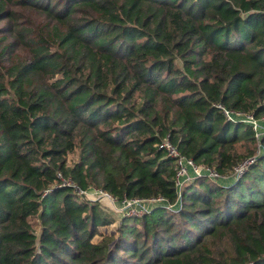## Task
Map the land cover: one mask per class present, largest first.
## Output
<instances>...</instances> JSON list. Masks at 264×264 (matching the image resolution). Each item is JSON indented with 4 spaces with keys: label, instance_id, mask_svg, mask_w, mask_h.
Returning a JSON list of instances; mask_svg holds the SVG:
<instances>
[{
    "label": "trees",
    "instance_id": "trees-1",
    "mask_svg": "<svg viewBox=\"0 0 264 264\" xmlns=\"http://www.w3.org/2000/svg\"><path fill=\"white\" fill-rule=\"evenodd\" d=\"M218 105L264 122V0H0V264H264V133ZM166 136L254 162L178 195ZM61 178L169 207L103 234Z\"/></svg>",
    "mask_w": 264,
    "mask_h": 264
},
{
    "label": "built area",
    "instance_id": "built-area-1",
    "mask_svg": "<svg viewBox=\"0 0 264 264\" xmlns=\"http://www.w3.org/2000/svg\"><path fill=\"white\" fill-rule=\"evenodd\" d=\"M218 107L223 111L225 117L228 120L241 121L250 124L255 131V136L257 138L260 137V134L264 133L258 132V119H256L252 113L227 110L224 106L221 105H218ZM161 147L165 150L166 154L174 160L176 168L175 187L177 189L178 195L180 194V191L185 183L196 179L197 177H204L214 181L222 179L224 177L213 167L195 163L191 158L183 155L179 151V149L169 140L168 136H166L162 140ZM252 162H254V158H248L243 162L237 164L233 167L232 174L229 177H241L243 172L249 167ZM61 181L63 185L75 187L71 180L61 178ZM90 189L93 191V193L92 191H89ZM75 190L79 194H83L88 200L101 201L103 199H106L112 207H115L116 212L120 214L119 218L122 216H140L143 213L148 212L154 205L165 204V200L161 197H125L119 201L110 194L103 192L97 188H89L86 191H81L75 187ZM89 192H91L92 194H89Z\"/></svg>",
    "mask_w": 264,
    "mask_h": 264
},
{
    "label": "rangeland",
    "instance_id": "rangeland-1",
    "mask_svg": "<svg viewBox=\"0 0 264 264\" xmlns=\"http://www.w3.org/2000/svg\"><path fill=\"white\" fill-rule=\"evenodd\" d=\"M257 128H258V132H261V133L264 132V122L262 120H260V119L258 120V126H257ZM74 159H76V155L70 154L69 155V163H70V161H72ZM231 174H232V172L229 175L221 174L224 177L222 179H219L218 182H221L223 184H227L228 181L231 178V177H229ZM89 191H92V190L90 189ZM92 193H93V191H92ZM92 193L89 192V194H92ZM93 202L97 203L98 209L100 210V213L102 215H105L108 218L115 220V223L114 224H111V225H108V226H105V227H101L100 228V231L103 234H110V233L114 232L115 226H116V223L119 220L120 214H118L116 212L115 207H112L110 205V203L106 199H103L101 201L93 200ZM166 206H168V205L166 204ZM171 208L176 209L177 208V205H172Z\"/></svg>",
    "mask_w": 264,
    "mask_h": 264
}]
</instances>
